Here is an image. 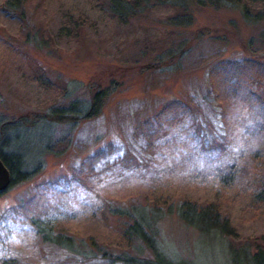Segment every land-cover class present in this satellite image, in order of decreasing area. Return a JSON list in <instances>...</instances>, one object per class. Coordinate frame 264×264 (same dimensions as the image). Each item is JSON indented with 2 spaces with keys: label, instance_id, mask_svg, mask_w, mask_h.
Returning a JSON list of instances; mask_svg holds the SVG:
<instances>
[{
  "label": "rangeland",
  "instance_id": "1",
  "mask_svg": "<svg viewBox=\"0 0 264 264\" xmlns=\"http://www.w3.org/2000/svg\"><path fill=\"white\" fill-rule=\"evenodd\" d=\"M23 1V22L0 10V121L31 125L96 90L108 97L90 121L20 133L36 172L0 195V264L151 258L115 212L134 205L165 209L159 245L174 260L254 264L264 244V203L252 198L264 175V5L248 7V20L235 0H172L122 22L108 0ZM182 201L216 204L234 234L187 225L173 212ZM37 220L75 248L46 242Z\"/></svg>",
  "mask_w": 264,
  "mask_h": 264
},
{
  "label": "trees",
  "instance_id": "2",
  "mask_svg": "<svg viewBox=\"0 0 264 264\" xmlns=\"http://www.w3.org/2000/svg\"><path fill=\"white\" fill-rule=\"evenodd\" d=\"M172 0H108V12L118 20L125 22L131 18L143 14L153 4H165ZM237 3H244L243 15L246 19L252 20L248 7L264 5V0H235ZM0 10L6 15L21 20L25 19L23 0H4ZM257 16V15H256ZM108 92L99 89L92 92L90 100L85 103L82 100H75L67 106H55L50 108L43 115L38 116L31 125L20 121H0V158L5 163L11 174L10 188L30 180L36 172L27 159L24 152V142L20 133L37 132V128L45 130L47 124L72 123L90 121L99 116L105 105ZM28 141V138H27ZM263 176V177H262ZM260 177V185L253 191L252 198L257 203H264V175ZM1 195V194H0ZM173 212L187 225L197 228L202 233L218 231L222 234L233 235L234 229L230 221L225 218L222 211L216 204H209L199 207L196 203L182 201L174 206ZM128 217L131 223L124 229L123 235L137 246L139 252L148 250L151 258L140 257L137 254H130L127 251L120 254L113 264H192L188 261L174 260L164 254L159 245L160 222L165 216V209L161 206L146 208L142 205H134L128 208L118 207L115 211ZM43 239L58 247L74 249L75 241L72 237L63 234L53 233L49 223L42 220L35 221ZM100 248V247H99ZM254 264H264V244L256 247V251L249 257Z\"/></svg>",
  "mask_w": 264,
  "mask_h": 264
},
{
  "label": "water",
  "instance_id": "3",
  "mask_svg": "<svg viewBox=\"0 0 264 264\" xmlns=\"http://www.w3.org/2000/svg\"><path fill=\"white\" fill-rule=\"evenodd\" d=\"M11 183V174L5 163L0 158V194L8 190Z\"/></svg>",
  "mask_w": 264,
  "mask_h": 264
}]
</instances>
